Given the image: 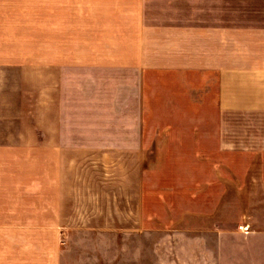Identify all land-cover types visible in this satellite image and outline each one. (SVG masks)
Here are the masks:
<instances>
[{
    "label": "crops",
    "instance_id": "0c3cea01",
    "mask_svg": "<svg viewBox=\"0 0 264 264\" xmlns=\"http://www.w3.org/2000/svg\"><path fill=\"white\" fill-rule=\"evenodd\" d=\"M0 264H264V0H0Z\"/></svg>",
    "mask_w": 264,
    "mask_h": 264
},
{
    "label": "rangeland",
    "instance_id": "374dc122",
    "mask_svg": "<svg viewBox=\"0 0 264 264\" xmlns=\"http://www.w3.org/2000/svg\"><path fill=\"white\" fill-rule=\"evenodd\" d=\"M74 9V0H68V10ZM147 262H152V256L148 255Z\"/></svg>",
    "mask_w": 264,
    "mask_h": 264
}]
</instances>
